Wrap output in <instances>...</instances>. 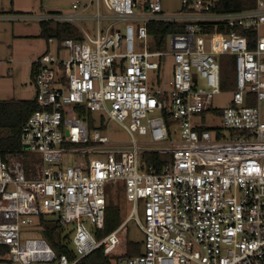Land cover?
Here are the masks:
<instances>
[{"label": "built area", "instance_id": "built-area-1", "mask_svg": "<svg viewBox=\"0 0 264 264\" xmlns=\"http://www.w3.org/2000/svg\"><path fill=\"white\" fill-rule=\"evenodd\" d=\"M92 1L73 0L68 13L0 14L73 26L80 37L47 39L53 51L32 62L37 110L20 133L31 162L0 155V264H76L100 247L115 264H264V0L233 12L220 11L222 0H180L177 13H165L161 0H94L96 15L87 16ZM100 1L112 21L103 32ZM84 20L96 22L94 37L77 28ZM152 23L180 30L166 36L169 52L149 37ZM149 40L153 51L145 49ZM167 56L173 67L164 91L149 86V76ZM221 56L233 59L231 102L219 125L205 127L222 86ZM112 121L129 144L101 134ZM67 153L85 158L63 166ZM144 153L170 159L155 174L141 170ZM117 183L132 204L127 220L143 235L133 257L119 253L123 225L97 240L85 222L103 230L105 189ZM41 216L71 226L74 261L43 238L20 242V226Z\"/></svg>", "mask_w": 264, "mask_h": 264}, {"label": "rangeland", "instance_id": "rangeland-1", "mask_svg": "<svg viewBox=\"0 0 264 264\" xmlns=\"http://www.w3.org/2000/svg\"><path fill=\"white\" fill-rule=\"evenodd\" d=\"M144 3L145 0H139ZM163 11L165 13H177L180 8V0H161ZM73 0H0V13L13 14V15H33L39 13L58 12L68 13L71 10V3ZM85 2V1H84ZM99 15L102 20L99 22L100 31H104L109 24L111 13L103 6L100 1ZM85 15H96L95 1H92V5L85 11ZM39 23L33 21H17L9 22L0 20V100H14V101H34L35 90L30 77V63L35 61L39 56L45 53L46 44L45 39L37 38L39 33ZM113 27H117L123 30L124 24L115 23ZM78 29H83L84 32L91 37L95 36L96 22L91 20H84L79 22ZM260 35L264 37V28L261 29ZM135 48L137 51H143L142 44L136 40ZM145 49L153 51L156 49L153 41H146ZM169 38H165L163 43L159 45V50L162 52H169ZM50 51H53L52 47H49ZM65 54V53H64ZM32 66V64H31ZM173 61L170 56L164 57L160 61V70L156 72H150L149 86L159 87L160 89L167 91L168 82L172 78ZM232 78L229 80L228 89L221 86L219 93L214 95L211 103V110L214 113H206L202 117V125L205 127L217 126L220 124V118L218 112L228 107L231 102V93L233 89L230 82L235 80L234 64H231ZM30 71V72H29ZM217 112V113H216ZM156 116L157 113H152ZM196 120V119H195ZM105 125V124H104ZM175 129V126H173ZM101 134L107 135L109 139L116 143L129 144L131 141L127 132L116 122H108L107 127L99 130ZM172 140H178L177 135H172ZM135 140L143 142L146 139L135 135ZM25 150V148H23ZM21 155L27 166L31 160L20 151L16 152ZM63 166H71L75 160H79L83 155L64 154ZM96 156H90L88 159H94ZM141 164V163H140ZM106 203L110 209L111 214L118 211V217L114 218L117 223L123 225V231L121 233V248L119 253H125L124 244L126 240L133 242H141L143 235L139 230L136 222L128 216L131 214L132 204L127 202L119 183L116 185L108 184L105 189ZM113 212V213H112ZM113 217V215H111ZM138 217L141 219V208L138 209ZM46 220H50L49 217H44ZM113 221V222H115ZM86 225L92 235L98 232L93 225H90L87 221ZM113 224V223H112ZM64 232L68 233L69 240L73 235L71 226L63 227ZM43 228L39 224L37 218H33L32 224L20 226V242H24L27 239H40ZM68 247L73 249L71 241L68 243Z\"/></svg>", "mask_w": 264, "mask_h": 264}, {"label": "trees", "instance_id": "trees-1", "mask_svg": "<svg viewBox=\"0 0 264 264\" xmlns=\"http://www.w3.org/2000/svg\"><path fill=\"white\" fill-rule=\"evenodd\" d=\"M254 0H222L220 11L233 12L252 8ZM0 14H4L3 12ZM40 38L45 40L54 38L58 42L69 39H80L77 29L68 25H50L40 24ZM176 26L166 23H152L147 26V32L150 38L155 39L158 45H161L166 36L171 32H179ZM249 39V47L253 48L252 34L246 33ZM221 69L222 87L228 89L229 80L232 78L233 59L229 56H221L219 58ZM32 78V73L30 72ZM232 85V81L230 82ZM233 88V86H232ZM37 110L34 101H14L0 100V155L4 157L8 153L18 152L21 149L20 133L21 129L28 117ZM215 111H213L214 113ZM217 113V112H216ZM219 114V112H218ZM166 122L169 126L170 122L166 114H164ZM90 126L92 127L91 117L89 116ZM170 159L168 155L158 153H144L140 158L141 170L151 171L159 174L162 167ZM122 189V188H121ZM113 213V212H112ZM113 215V217L111 216ZM118 217V211L111 214L106 203L104 215V228L95 234L97 240H101L106 235L116 230L121 223H117L114 218ZM39 224L43 228V239L46 240L58 255H66L69 261L76 259L73 249L68 247V233L64 232L63 227L57 226V221L54 219L46 220L44 217L37 218ZM115 221V222H113ZM113 223V224H112ZM125 255L133 257L141 254V242H133L126 240L124 244ZM76 264H115L114 257L106 256L103 248L100 247L88 256L79 260Z\"/></svg>", "mask_w": 264, "mask_h": 264}, {"label": "crops", "instance_id": "crops-1", "mask_svg": "<svg viewBox=\"0 0 264 264\" xmlns=\"http://www.w3.org/2000/svg\"><path fill=\"white\" fill-rule=\"evenodd\" d=\"M40 30H41V29H40V25H39V33L37 34V36H35V37H37V38H39V39H41V38L39 37V35H40ZM45 44H46V51L49 50V47H52V45H50V44L47 43V40H45ZM46 51H45V52H46ZM31 64H32V62L30 63V70H31ZM29 72H30V71H29ZM120 226H121V225H120ZM120 226H119V227H120Z\"/></svg>", "mask_w": 264, "mask_h": 264}]
</instances>
